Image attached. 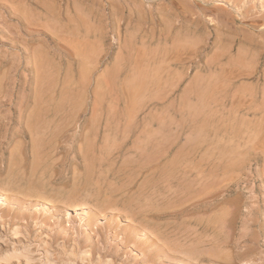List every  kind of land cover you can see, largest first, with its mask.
I'll return each mask as SVG.
<instances>
[{"label": "rangeland", "instance_id": "1", "mask_svg": "<svg viewBox=\"0 0 264 264\" xmlns=\"http://www.w3.org/2000/svg\"><path fill=\"white\" fill-rule=\"evenodd\" d=\"M263 97L264 0H0V264H184L197 190L262 204Z\"/></svg>", "mask_w": 264, "mask_h": 264}, {"label": "bare ground", "instance_id": "2", "mask_svg": "<svg viewBox=\"0 0 264 264\" xmlns=\"http://www.w3.org/2000/svg\"><path fill=\"white\" fill-rule=\"evenodd\" d=\"M214 1L215 2H223V0H214ZM221 4H224V3H221ZM231 7H232V5H231ZM252 71H253V69H252ZM262 172H261V175H263ZM225 175L227 176V174H225ZM201 189H202V187H201ZM206 190H208V189H206ZM251 191L253 193V192H255V189H253L251 187ZM258 191L260 192L261 197H263V199L261 201L262 204L261 205L259 204V208L258 207L255 208L254 204H251V203L249 204V206H246V205L244 206V204H240V202L237 200V198L234 197L232 199H229L226 202L227 206L219 207L216 210L217 212H216L215 215L208 214L206 216L204 214L207 212L208 206L206 204V201L205 202L203 200L201 201L199 198L201 197V194L206 193L207 191L206 192L204 190H202V191L197 190V192L195 191L196 192L195 195L193 194L194 195L193 197L195 198V200L193 202V206H194V209H195L196 213H200V214H198V216H195L194 219H193V224H194V229H192V230H194L193 231L194 234L192 236L193 238L190 237L191 235L188 236V237H180L177 234H172L170 232L171 235L167 234V236L165 235L166 237L164 236L165 237V243L164 244L166 246H168L167 247L168 249L167 248L163 249L165 246L162 245L163 248H159V252H156V254L151 255L150 257L153 258V259L154 258H156V259L164 258V260H165V258H168V259L172 258V256L174 255L172 253L174 251H177L179 254H181V261H182L181 263L184 262V264H191L192 262H195V263L198 264V263L204 262V261L213 262V263H216V264L217 263L218 264H264V261H262L263 259L261 260V262H257V260H259L258 258H260V256H259L260 251H257L258 248H259L258 244L261 241V239L264 237V225H263L264 224V186H261L258 189ZM208 192H211L213 194L214 190L210 188V190ZM232 192L233 193L235 192V193L238 194V191L233 190ZM185 193H187V192H185ZM219 193H221V192H219ZM207 196H209V195H207ZM211 197L212 196L210 195L209 198H211ZM205 199H207V198H205ZM0 200H1V197H0ZM181 201H183V199ZM187 203H190V202H187ZM173 205H175V203ZM165 206H166V204H165ZM180 207L181 206H179L178 208L180 209ZM243 207H246L248 216L244 220L245 222H243L245 228H243V231L241 233H239V235H238V234H235L234 230L237 228V225H238L237 220L240 219V217H239L240 212L245 210V209H243ZM258 213H260L262 215V217H263L262 218V222L263 223H261V224H260V222H258ZM136 224H138V223H136ZM257 225H259V228H260L261 231L263 230L262 234H260L259 231L256 230L257 229L256 228ZM164 229H166V228H164ZM182 231H183V229H182ZM229 231H231L232 234L229 233ZM189 233H187V234H189ZM236 235H237V237H236ZM149 239H150V237H149ZM159 242H162V241H160V239H159ZM141 243H139V244H141ZM155 244H157V242H155ZM152 246H154V245H152ZM152 246H151V248H152ZM229 246H230L231 249L227 248ZM159 247H161V246H159ZM151 248H149V249H151ZM139 250H143V249H139ZM148 254H149V252H148ZM256 254L258 255V258H256ZM142 257L140 256V258H142ZM146 257H148V256H146ZM143 259H144V257H143ZM174 259H176V258H174ZM161 260L158 261L159 262L158 264H160ZM173 260H172V262H173ZM176 261H177V259H176ZM251 261H252V263H251ZM253 261L254 262L256 261V263H253Z\"/></svg>", "mask_w": 264, "mask_h": 264}]
</instances>
